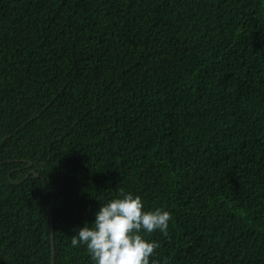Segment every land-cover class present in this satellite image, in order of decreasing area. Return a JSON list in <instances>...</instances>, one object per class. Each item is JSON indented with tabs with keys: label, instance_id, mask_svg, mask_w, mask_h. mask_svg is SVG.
Masks as SVG:
<instances>
[{
	"label": "trees",
	"instance_id": "16d2710c",
	"mask_svg": "<svg viewBox=\"0 0 264 264\" xmlns=\"http://www.w3.org/2000/svg\"><path fill=\"white\" fill-rule=\"evenodd\" d=\"M121 192L150 264H264V0H0V264H94Z\"/></svg>",
	"mask_w": 264,
	"mask_h": 264
},
{
	"label": "clouds",
	"instance_id": "9594fccd",
	"mask_svg": "<svg viewBox=\"0 0 264 264\" xmlns=\"http://www.w3.org/2000/svg\"><path fill=\"white\" fill-rule=\"evenodd\" d=\"M95 221L72 236L71 246L86 245L94 264H150L159 244L146 240L142 232L159 230L167 235L171 214L162 209L144 210L139 195L121 192L102 204Z\"/></svg>",
	"mask_w": 264,
	"mask_h": 264
},
{
	"label": "water",
	"instance_id": "95a60500",
	"mask_svg": "<svg viewBox=\"0 0 264 264\" xmlns=\"http://www.w3.org/2000/svg\"><path fill=\"white\" fill-rule=\"evenodd\" d=\"M51 221H52V220H51ZM51 236H52V249H53L52 264H54L55 258H54V239H53V232H52Z\"/></svg>",
	"mask_w": 264,
	"mask_h": 264
}]
</instances>
